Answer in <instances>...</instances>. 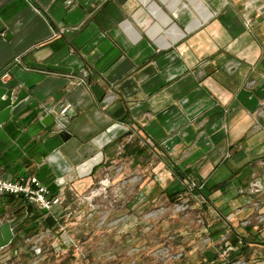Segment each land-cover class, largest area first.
I'll return each instance as SVG.
<instances>
[{"label": "crops", "instance_id": "1", "mask_svg": "<svg viewBox=\"0 0 264 264\" xmlns=\"http://www.w3.org/2000/svg\"><path fill=\"white\" fill-rule=\"evenodd\" d=\"M0 86L34 98L4 125L0 177L37 176L56 211L139 149L213 181L223 206L264 190V0H0ZM48 213L0 195L14 238Z\"/></svg>", "mask_w": 264, "mask_h": 264}, {"label": "rangeland", "instance_id": "2", "mask_svg": "<svg viewBox=\"0 0 264 264\" xmlns=\"http://www.w3.org/2000/svg\"><path fill=\"white\" fill-rule=\"evenodd\" d=\"M163 156L139 149L131 164L123 155L49 210L54 226L45 217L3 246L8 264H264V190L238 187L233 212L208 196L213 181L174 171Z\"/></svg>", "mask_w": 264, "mask_h": 264}, {"label": "water", "instance_id": "3", "mask_svg": "<svg viewBox=\"0 0 264 264\" xmlns=\"http://www.w3.org/2000/svg\"><path fill=\"white\" fill-rule=\"evenodd\" d=\"M25 88H8L0 86V148L7 149L11 140L5 130V124L11 120L12 116L18 114L22 109L34 102V98ZM50 118L48 121L47 118ZM55 117L51 114L45 116L42 122L47 125L55 122ZM70 135L68 133L60 132L52 138L45 141V146L49 151H54L57 147L68 140ZM14 237L13 227L9 222H6L0 227V247L8 245L12 242Z\"/></svg>", "mask_w": 264, "mask_h": 264}, {"label": "built area", "instance_id": "4", "mask_svg": "<svg viewBox=\"0 0 264 264\" xmlns=\"http://www.w3.org/2000/svg\"><path fill=\"white\" fill-rule=\"evenodd\" d=\"M5 76H7V74ZM66 109L67 108H64L62 113H65ZM193 185L195 186V182ZM4 194H22L46 211L51 210L54 205L61 201L60 197L49 196L47 186L35 175L21 177L18 180H7L0 177V195Z\"/></svg>", "mask_w": 264, "mask_h": 264}, {"label": "trees", "instance_id": "5", "mask_svg": "<svg viewBox=\"0 0 264 264\" xmlns=\"http://www.w3.org/2000/svg\"><path fill=\"white\" fill-rule=\"evenodd\" d=\"M45 221H46L45 222L46 225H50V226H54L55 225V217L53 215H51V214H48L46 216ZM240 240H242V243L244 242L243 238H240ZM263 241H264V239H263ZM238 243H239V240H237L236 237H233V239L231 240V244L233 246H236V245H238Z\"/></svg>", "mask_w": 264, "mask_h": 264}]
</instances>
